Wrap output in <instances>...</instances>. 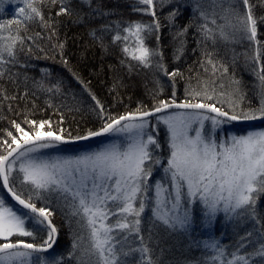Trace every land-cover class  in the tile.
<instances>
[{
  "label": "snow or ice",
  "instance_id": "6c2138e0",
  "mask_svg": "<svg viewBox=\"0 0 264 264\" xmlns=\"http://www.w3.org/2000/svg\"><path fill=\"white\" fill-rule=\"evenodd\" d=\"M10 2L0 0V11L4 4ZM35 2L22 0L25 7L19 8L17 14L23 20H8L0 24V30L8 29L9 32L7 36L0 35V78L9 71L8 65L18 63L17 45L24 42L19 30L12 34L11 25L37 17L41 23H46ZM40 2L43 3V0ZM50 2L55 5L57 0ZM60 2L57 15L70 13L71 9L64 0ZM84 2L91 6V0ZM138 2L145 7L135 8L134 11L150 15L152 21L129 23L123 29L129 35L122 37L117 34L115 40L127 41L129 36L134 37L135 46L130 50L126 44L123 51L144 68H154L165 76L175 78L183 75L179 69L168 71L160 49L161 30L175 26L182 8L191 7L193 15L198 14L203 21L196 25L198 33L202 34L198 44L203 45L208 40L215 44L218 39L225 43H239L246 39L260 44L257 35L259 26L264 25V15H257L256 9H264V0H259V3H252L251 0ZM157 5L161 10L171 6L165 16L167 24L162 23L157 15ZM93 11L106 14L99 8ZM209 22L215 27L210 28ZM193 26L194 22L190 21L172 33L176 60L184 54L185 38ZM153 36L157 41L155 48L145 43ZM213 55L203 51L204 61L211 67L212 74L217 71L228 73L225 65L217 67ZM262 55L261 48L257 47L253 61L260 63ZM199 63L207 72L205 63ZM254 72L259 80V103L255 107L251 106V102L247 108L243 107L235 99V94L229 100L227 109L217 107L216 103H194L193 100L198 97L213 100L215 89L213 94H209L208 85L204 83L203 91L186 89V99L182 102H177L173 90L171 100L159 99L151 109L140 105L134 112L118 116H105L100 105L97 113L101 118L99 129H88L75 136L60 126L63 117L55 127L49 120L37 122L25 119V123L31 126L28 130L12 121L15 133L19 135L5 130L9 139L0 140V148L3 149V154H0V179L12 199L28 211L14 209L0 198V264H62V261L63 264H166L163 259L165 250L156 243L159 236L157 229L162 226L171 232L190 233L196 223L194 210L197 206L200 207V222L204 228L213 227L221 212L230 219L249 218L259 226L241 236L231 252L226 253L218 240L204 241V247L215 253L213 264H264V218L257 212V204L264 198V129L249 130L246 134H226L224 137L218 135L224 125L234 121L264 120V63H260L259 69H254ZM153 83L156 88L148 89V93L156 99L159 95L157 88L162 91V87L159 79H154ZM223 86L221 83L220 87ZM92 98L96 99L95 96ZM150 117H155V125ZM206 121H210L209 128L205 127ZM161 123L167 130L166 164L161 156L156 155V151L162 148L157 131ZM192 132L195 135H191ZM106 134H119L123 139L106 145L100 151L75 157L46 156L43 152L61 144ZM17 164L21 184L29 186L26 197L13 191L9 183ZM158 167L163 168V176L152 179ZM53 197L63 199L71 209L70 223L71 217H79L76 224L87 229L86 236L76 233L67 259L41 255L56 243L57 228L49 219L52 212L47 204L38 207L35 201ZM146 209L151 216L145 229L143 214ZM26 221L45 225L46 238L40 243H36L35 238L32 242L13 241L14 236L34 237V232L26 227ZM249 247L251 250H248Z\"/></svg>",
  "mask_w": 264,
  "mask_h": 264
},
{
  "label": "trees",
  "instance_id": "16d2710c",
  "mask_svg": "<svg viewBox=\"0 0 264 264\" xmlns=\"http://www.w3.org/2000/svg\"><path fill=\"white\" fill-rule=\"evenodd\" d=\"M184 2L187 3L188 0ZM251 2L259 3V0H251ZM64 3L71 12L57 15L61 8L60 0H57L55 5L50 0H43V3L36 0L35 6L41 9L46 23H41L37 17L32 21L11 25L12 34L15 35L19 30L24 42L23 45H17L18 63L8 65L9 71L0 78V140L9 139L5 135V130L17 134L12 121L20 123L28 130L31 126L25 123V119L37 122L49 120L55 127L63 117L60 126L70 130L75 136L83 134L88 129H99L101 118L97 113L100 105L104 108L105 116H118L126 112H134L140 105L151 109L159 99L171 100L173 90L177 102H182L186 99V89L200 90L204 68L199 62H204L207 66L203 56L204 50L214 53L212 58L218 68L220 64L228 68V77L242 83V106L247 108L249 102L253 107L258 106L259 80L254 68L259 69L260 63H264V55L260 63H255L252 57L257 47H260L261 52L264 53V25L258 28L259 45L246 39L239 43H225L218 39L215 44L208 40L202 45L198 44L202 34L198 33L196 25L203 21L198 18V14L193 15L191 7L182 8L181 15L176 18L175 26L165 27L160 33L163 63L169 72L179 69L183 74L172 78L154 68H144L123 51L126 44L130 50L135 46L134 37L129 36L127 41L115 40L117 34L122 37L129 35L123 31L129 23L152 21L150 15L134 11L135 8L145 7L139 4L138 0H91V6L84 0H64ZM22 7H25L22 0H11L10 3L4 4L3 10L0 11V24L8 20H23V17L17 14L18 9ZM170 7L165 6L163 10L158 5L156 7L157 15L164 24H167L165 16ZM97 8L106 14L101 15L93 11ZM256 13L264 15V9L257 8ZM190 21L194 22V26L189 28L186 35L184 54L175 61L172 33ZM209 27L215 26L209 22ZM0 35H9L8 29L0 30ZM151 39L150 41L146 39L151 43L146 42V44L155 48L157 41L154 36ZM60 45L63 47L61 48ZM215 74L220 75V72L217 71ZM154 79H159L162 87V91L157 88L159 95L156 99L148 93V89L156 88ZM201 101L213 103L199 98L193 100L194 103ZM216 106L223 107L219 104ZM160 135L158 137L166 136L165 133ZM161 143L165 149V141L162 140ZM59 146L64 147V144ZM0 154H3L2 148ZM162 158L165 164L166 158L164 156ZM9 183L13 191L22 193L25 197L29 194V186L21 184V177L17 173L9 177ZM2 192L4 193L3 188ZM35 202L38 207L47 204L52 212L49 218L57 228L58 243L51 252L67 259L76 233L86 236V227L82 228L76 224L79 217H71L70 223L71 209L63 199L53 197L46 201ZM196 209V223L190 233L171 232L162 226L157 229L159 236L156 243L159 248L165 250L163 259L166 264H213L212 257L215 253L204 247V241L218 240L226 253L231 252L235 250L241 236L253 231L254 227H259L249 218L247 223L236 220L229 226L224 225L220 220L216 223L214 231L207 234L200 222V211ZM258 214L264 218V208L259 207ZM150 216V211L146 209L143 214L145 229L150 223ZM34 238L36 243L45 239L44 236L41 238L14 236L12 240L32 242ZM248 250L251 248L249 247Z\"/></svg>",
  "mask_w": 264,
  "mask_h": 264
},
{
  "label": "rangeland",
  "instance_id": "374dc122",
  "mask_svg": "<svg viewBox=\"0 0 264 264\" xmlns=\"http://www.w3.org/2000/svg\"><path fill=\"white\" fill-rule=\"evenodd\" d=\"M162 38V37H161ZM149 41L151 39L148 38ZM153 40V39H151ZM149 41H145L149 42ZM156 43V42H155ZM154 43V44H155ZM149 44H151L149 42ZM150 46V45H149ZM155 46V45H154ZM173 60L176 61V59L173 56ZM208 66V65H207ZM206 66V67H207ZM254 69L258 70V67H255ZM203 76H202V80H201V85L199 87V91H203V84L206 83L208 85V91L209 94H213V88L215 89V93H214V98L213 100H211V102L219 104L221 106H223L225 109H227L228 107V102L229 100L232 98L233 94H235V99L240 102L243 103V99L241 100V95L243 92V86L242 83L239 80V85H237L236 83H234V79L232 80V78L228 77L229 74H222L220 71V75H213L212 74V70L211 67L208 66V71L206 72L203 69ZM213 81L215 82L213 84ZM223 84V87H220V84ZM230 84V87H229ZM236 88V89H235ZM237 88L240 89V91H236ZM220 93H225V95L221 96ZM199 99H203V97H198ZM217 101H220L221 103H217ZM161 115V114H160ZM211 115V114H209ZM152 121V124L155 125L156 124V120L155 117L149 118ZM195 127V126H194ZM205 127L209 128L210 127V121H206L205 122ZM260 129H264V125L262 126H244V127H239L237 124L235 123H230V124H226L223 126V131L218 132V135L221 137L226 136V134H246L249 130H260ZM158 136H161V133H165L166 136L164 137H158L160 143L162 140L165 141V149L162 145L161 149H158L156 151V154H158L159 156L164 158H167L168 155V150H167V130H166V126L163 125L162 123L158 126ZM163 131V132H162ZM191 135H195L194 132L190 133ZM123 137L120 136L119 134L117 135H111V134H106L100 138L94 139V140H88V141H84V142H79V143H72V144H64V147H57V148H53V149H46L43 150L44 154L46 156H59V157H75V156H80V155H84L87 153H92V152H96V151H100L102 148H104L106 145L114 143V142H118V141H122ZM166 164V163H165ZM18 164H17V170L14 171L13 173H18ZM12 173V174H13ZM155 176L152 179H159L163 176V168L162 167H158L157 170L154 172ZM0 198L5 199L6 203L10 206H12L14 209H20L17 208L16 206H14L11 202L7 201L8 199H6L7 197L5 196V194L2 192V186L0 184ZM260 208H264V198H262L258 204H257V212L258 209ZM196 208L199 209L200 211V207L197 206ZM195 208L194 212L197 210ZM23 210V209H21ZM25 212H27L26 210H23ZM222 221V223L224 225H231L233 224L236 219H230L229 217L225 216V214L223 212L219 213L217 216V219L215 221V224L213 227L211 228H204V232L209 234L212 233L215 229V227L217 226L216 223L218 221ZM248 218L245 219H241L242 223H247ZM26 227L30 230L34 232V237H38L41 238L42 236H44L46 238L47 236V229L45 225H34L33 222L31 221H26ZM13 238V237H12ZM25 238V237H24ZM41 255L45 256V257H59L57 253L53 252H48V253H42Z\"/></svg>",
  "mask_w": 264,
  "mask_h": 264
},
{
  "label": "water",
  "instance_id": "95a60500",
  "mask_svg": "<svg viewBox=\"0 0 264 264\" xmlns=\"http://www.w3.org/2000/svg\"><path fill=\"white\" fill-rule=\"evenodd\" d=\"M169 111H171V110H169ZM201 111H204V110H201ZM209 114L215 115L214 113H209ZM157 115H160V114H157ZM150 118H152V117H150ZM232 123L238 124L240 126H262V125H264V120H257V121H234ZM97 138H100V137L90 138L88 140H94V139H97ZM88 140L74 141V142H70V143H67V144L79 143V142H84V141H88ZM0 181H1V184H2V188H3L4 194L9 199V201L11 203L15 204L16 206H18L19 208L22 209V206L18 205V203L12 199V197H11L10 193L7 191V189H5L3 187L2 179H0ZM23 210H26V209H23ZM26 211H28V210H26ZM55 240H56V243L53 245V248L52 249H49L48 252H51L57 246V243H58V233H56V235H55Z\"/></svg>",
  "mask_w": 264,
  "mask_h": 264
}]
</instances>
